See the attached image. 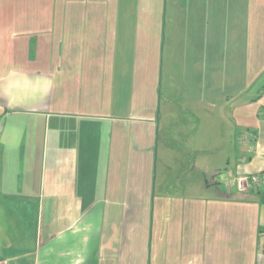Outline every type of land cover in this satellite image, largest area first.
<instances>
[{
	"label": "crops",
	"instance_id": "crops-1",
	"mask_svg": "<svg viewBox=\"0 0 264 264\" xmlns=\"http://www.w3.org/2000/svg\"><path fill=\"white\" fill-rule=\"evenodd\" d=\"M162 2L147 1L153 27L161 21ZM164 3L167 21L177 13L178 22L195 19L210 43L206 52L226 54L237 67L228 83L256 77L264 86V0ZM108 8L97 0H0V39L11 46L0 62V262L137 264L115 247L124 240L137 245L144 236L146 225L140 231L131 201L140 182L134 169L138 142L144 140L138 122L132 141L133 129L124 134L123 118L107 115L105 107L121 111L123 92L126 101L132 98L134 46L117 39L137 37L136 23L143 20ZM252 70L258 74L251 78ZM260 95V105L251 98L236 112L245 119L248 142L237 135L224 170L206 174L200 184L206 198L182 211V245L198 251L197 264H264ZM142 160L141 190L147 195L149 156ZM123 165L125 174L119 172ZM251 175L260 183L247 193L230 184Z\"/></svg>",
	"mask_w": 264,
	"mask_h": 264
},
{
	"label": "rangeland",
	"instance_id": "rangeland-1",
	"mask_svg": "<svg viewBox=\"0 0 264 264\" xmlns=\"http://www.w3.org/2000/svg\"><path fill=\"white\" fill-rule=\"evenodd\" d=\"M97 1L106 2L107 8L109 4L111 14L133 15L143 20L136 23L139 26V31L134 32L137 37L117 39L124 45L129 41V48L134 46L132 98L126 101L123 92L121 99L125 100L120 102L121 111L107 104L105 113L112 112V116L123 118L124 134L129 127L133 129L132 141L135 140L134 125L139 123L140 140L144 143L138 142L139 160L134 169L140 182L134 188L137 197L131 201L136 205V224L140 231L142 225L146 228L142 229L144 236L137 245L124 240L126 245L115 248L137 258V264H197L198 251L194 247L186 251L187 246L182 245V211L185 204L198 206L206 198L205 193L198 190L200 184H205V175L224 170L238 147L234 139L246 133L242 129L245 119L236 112L251 98L260 105L264 86L256 77L250 83L243 79L228 83L237 67L232 68L226 54L206 52L210 43L201 38L195 19L178 22L177 13L173 22L167 21L165 14L169 7L164 0L161 21L155 27L149 21L152 10L147 5L148 0H137L138 4H134V0ZM177 8L180 7L176 1L172 9L177 12ZM18 40L12 39L17 43ZM220 45L227 47L226 42ZM118 47L121 44L118 43ZM7 49H11L9 39H0V62L6 61L8 55L2 53H10ZM122 62H125V54ZM250 72L251 78L258 74L257 70ZM110 96L111 103H116V95ZM121 139L126 144L123 135ZM143 146L146 152L141 153ZM143 155L149 156L147 195L141 190L146 170ZM119 172L125 174L127 168L123 165Z\"/></svg>",
	"mask_w": 264,
	"mask_h": 264
},
{
	"label": "built area",
	"instance_id": "built-area-1",
	"mask_svg": "<svg viewBox=\"0 0 264 264\" xmlns=\"http://www.w3.org/2000/svg\"><path fill=\"white\" fill-rule=\"evenodd\" d=\"M242 138L244 141L248 142V135L245 134L242 136ZM233 183L239 192L247 193L252 188L257 186L260 183V180L257 175H251V176H242V177L236 178L230 184H233ZM0 264H5V263L0 262Z\"/></svg>",
	"mask_w": 264,
	"mask_h": 264
}]
</instances>
